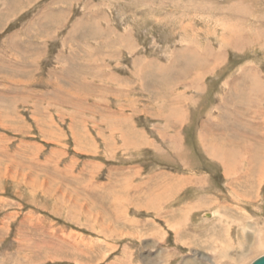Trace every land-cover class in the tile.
Here are the masks:
<instances>
[{
    "label": "rangeland",
    "instance_id": "374dc122",
    "mask_svg": "<svg viewBox=\"0 0 264 264\" xmlns=\"http://www.w3.org/2000/svg\"><path fill=\"white\" fill-rule=\"evenodd\" d=\"M263 255L264 0H0V264Z\"/></svg>",
    "mask_w": 264,
    "mask_h": 264
},
{
    "label": "water",
    "instance_id": "95a60500",
    "mask_svg": "<svg viewBox=\"0 0 264 264\" xmlns=\"http://www.w3.org/2000/svg\"><path fill=\"white\" fill-rule=\"evenodd\" d=\"M252 264H264V256H262L261 258H258Z\"/></svg>",
    "mask_w": 264,
    "mask_h": 264
},
{
    "label": "crops",
    "instance_id": "0c3cea01",
    "mask_svg": "<svg viewBox=\"0 0 264 264\" xmlns=\"http://www.w3.org/2000/svg\"><path fill=\"white\" fill-rule=\"evenodd\" d=\"M185 209V206L183 207ZM164 217V216H163Z\"/></svg>",
    "mask_w": 264,
    "mask_h": 264
},
{
    "label": "bare ground",
    "instance_id": "6f19581e",
    "mask_svg": "<svg viewBox=\"0 0 264 264\" xmlns=\"http://www.w3.org/2000/svg\"><path fill=\"white\" fill-rule=\"evenodd\" d=\"M264 256V255H263ZM261 258V257H260Z\"/></svg>",
    "mask_w": 264,
    "mask_h": 264
}]
</instances>
